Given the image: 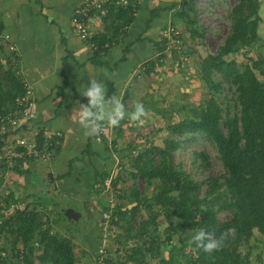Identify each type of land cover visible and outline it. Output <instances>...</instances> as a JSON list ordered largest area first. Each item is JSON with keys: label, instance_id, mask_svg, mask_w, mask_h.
Instances as JSON below:
<instances>
[{"label": "rangeland", "instance_id": "1", "mask_svg": "<svg viewBox=\"0 0 264 264\" xmlns=\"http://www.w3.org/2000/svg\"><path fill=\"white\" fill-rule=\"evenodd\" d=\"M191 2V7L186 9L180 21L172 16L169 18L170 22L165 23L159 37L163 50L156 48V54L150 59L153 62L151 68L146 70L148 68L146 63L144 70L139 68L137 79L133 81L127 94L128 109L132 111L135 102L140 101L145 105L146 115L143 124L129 118L121 122L120 136H117L115 144L121 147H118V152L125 148L127 150L126 156L120 158L115 155L117 157L108 164L111 169L109 175L112 173L111 178L115 176L118 178L113 189L107 178L98 185V194L90 195L93 199L84 197L85 201L80 200V202L51 191L53 188L50 185L45 188L44 183L33 182L32 188L28 186V189L21 184L19 188L17 185H13V188L9 183L2 184L3 178L0 172V189L6 187L8 190L10 186L9 189L22 191L19 195L23 202L32 200L31 202L36 205L39 203L33 201L38 200L43 205L51 203L52 206L38 209L49 216L53 232L60 238L71 241L77 264L84 261V256L91 264L95 261L92 257L99 242L97 235L103 231L104 225L102 212L113 209H110L111 206L108 207L109 204H112V207L120 206L127 212L134 205L136 209L126 219H118L114 216L112 222L117 221V223L109 221V224H106L107 236L104 240L106 264H191V247L192 243L196 244L192 237L197 231L184 230L181 221L172 215H165L159 205H149L153 202L152 196L157 181L131 174L133 170L131 158L136 152L150 146L162 147L163 140L167 137L180 140L178 147L171 152L172 165L198 183L197 193L200 197L204 196L209 178L216 177L222 182L227 173L211 138L199 133L170 135L167 132V126L173 122L184 118H197L200 107L204 106L209 98L214 99L219 105L223 117H232L239 113L237 85L233 75H221L212 71L207 82L202 78L201 73L205 57L216 55L219 47L224 43L230 31L231 9L239 0H192ZM175 4L178 5L176 2ZM258 16L260 19L255 28L256 40L248 46L237 43L233 52L223 56L225 60L234 61L239 69L250 62L249 58L255 60L264 57V0H258ZM220 127L225 131L222 121ZM107 145L109 149L114 146V144L110 146L109 142ZM148 156L153 158L154 163L160 160L157 152ZM116 160L122 167L118 168ZM8 174L9 172L6 176ZM44 179L41 176L40 181L44 182ZM100 180L101 178H98V182ZM32 192L38 199L29 197ZM133 193L138 200L134 198ZM99 196L102 198L96 200ZM227 197V193L221 192L218 202L213 204L217 220L222 221L232 217L233 207L228 205ZM52 201L56 205H53ZM66 207L79 213L76 224L70 223L65 216L56 213ZM142 224H147L148 234L156 237L158 249L154 247L156 244L148 243L145 247H150L149 251L143 249L135 255L131 248L138 240L134 238L125 241L124 238L137 233ZM12 237L13 234L10 232L1 234L0 248L5 250L2 254L9 263L19 264L18 261L9 260L12 255ZM146 237L147 235H144L145 239ZM85 239L86 243L83 245ZM236 247L242 256H247L249 264H264V236L257 230H253L247 238L244 237L237 242ZM133 257L136 262L132 263Z\"/></svg>", "mask_w": 264, "mask_h": 264}, {"label": "trees", "instance_id": "2", "mask_svg": "<svg viewBox=\"0 0 264 264\" xmlns=\"http://www.w3.org/2000/svg\"><path fill=\"white\" fill-rule=\"evenodd\" d=\"M191 1L180 0L173 17L180 21L186 9L191 7ZM139 4L131 6L135 5L137 9ZM118 11L123 13L121 9ZM259 19L258 0H239L231 9L230 31L224 43L216 55L205 57L201 67L202 78L207 82L212 71L233 75L237 85L239 113L223 117L219 105L209 98L200 107L197 118H184L167 126L170 135L199 133L211 138L227 172L223 181L219 182L216 177L209 178L204 196L200 197L197 193L198 183L172 165L171 152L180 144V140L172 137L165 138L162 147H147L131 158L132 176L157 181L153 202L149 205H159L165 215H172L181 221L184 230L203 229L212 239L221 240V246L211 252L192 243L191 264H249L247 256L237 251V242L247 238L253 230L264 236V57L255 60L249 58L250 62L242 69L237 68L234 61L223 59V56L234 51L237 43L248 46L256 40L255 28ZM156 46L163 50L159 40ZM146 65L147 70L153 62L149 59ZM17 68V54L0 45V114L13 109L15 99L23 93L22 77L17 74ZM220 121L225 131L221 129ZM120 129L121 124L112 128L111 145H115ZM126 150H121L118 156H126ZM155 152L160 156L157 163L148 156ZM117 165L118 168L122 167L119 162ZM13 170L20 171V167L15 166ZM109 173L110 170H106L99 174L101 180L98 185L108 178L113 189L118 178L115 175L111 178L112 173ZM95 192H98L97 188ZM221 192L228 194V205L233 207L232 217L222 221L216 219L213 210V204L218 202ZM16 198L9 193L4 201L15 203ZM134 198L138 200L136 196ZM112 208L111 223H117L112 222L114 216L126 219L136 209L135 205L128 212L120 206ZM41 211L36 204L27 203L22 208L14 209L7 217H0V235L5 232L13 234L9 260L21 261V264H76L73 244L51 230L49 216ZM56 213L64 216L62 210ZM147 227V224H142L137 233L124 238L125 241L138 240L131 248L135 255L143 249L149 251L150 247H145L148 243L156 244V237L148 234ZM144 235H147L146 239ZM154 247L158 249L157 244ZM4 251L0 248V264H11L4 258ZM131 261L136 262V259L133 257Z\"/></svg>", "mask_w": 264, "mask_h": 264}, {"label": "crops", "instance_id": "3", "mask_svg": "<svg viewBox=\"0 0 264 264\" xmlns=\"http://www.w3.org/2000/svg\"><path fill=\"white\" fill-rule=\"evenodd\" d=\"M83 2L0 0V34L6 35L7 42L14 46L21 77L33 86L37 124L43 131L60 133L51 161L21 167L20 171L14 170L8 176L3 174L2 184H12L13 188L16 185L19 188L21 184L28 189V186L32 188L33 182L44 183L45 188L50 185L51 191L61 193V196L84 202V197L93 199L90 195L98 194L95 188L98 187L99 174L111 170L108 164L117 157V149L121 147L115 144L109 149L107 145L109 142L112 146V127H105L97 137H89L74 121L72 108L77 102L86 103L77 88L81 83L87 84L89 78L104 81L105 95L121 101L126 109L123 120L127 119L131 111L126 106L127 94L137 79L139 68L144 70V63L156 54L162 28L170 22L169 18L174 16L173 11L178 5L168 0H141L132 15L117 7L105 14H93L88 20L89 39L98 45V49L93 50L78 38L71 25L74 9ZM47 174L51 175L52 183ZM41 176L45 178L44 182L40 181ZM4 188L0 189V194L3 198L9 193L17 197L16 208L32 203V200H21L19 193L22 191L9 189L10 186L8 190ZM29 197L37 196L32 192ZM38 203V208L52 206L51 203ZM106 231L103 225V231L97 235V248L105 243ZM85 243L86 239L83 245ZM96 251L92 257L94 260ZM83 258L85 264L90 263L86 256Z\"/></svg>", "mask_w": 264, "mask_h": 264}, {"label": "built area", "instance_id": "4", "mask_svg": "<svg viewBox=\"0 0 264 264\" xmlns=\"http://www.w3.org/2000/svg\"><path fill=\"white\" fill-rule=\"evenodd\" d=\"M141 0H84L78 5L71 17L74 33L83 42H87L93 50L98 49L95 41L90 40L88 20L93 14H105L109 9L117 7L136 12L135 5ZM179 4L180 0H172ZM130 6V7H129ZM2 47L14 51V46L7 42V36L0 34ZM17 74L22 76L20 69ZM23 93L15 99V107L0 114V172L12 173L15 166H30L37 162H49L56 151L59 132L43 131L36 122V107L33 86L22 78ZM6 177V176H5ZM109 182V179H107ZM1 183V181H0ZM108 186V184H106ZM1 186V185H0ZM7 194V193H6ZM5 198V197H4ZM0 194V217H7L14 209L15 203L4 201ZM112 208V204H109ZM110 208V209H111ZM110 210L102 212L104 230L109 222ZM105 243H101L95 254L96 264H106Z\"/></svg>", "mask_w": 264, "mask_h": 264}, {"label": "clouds", "instance_id": "5", "mask_svg": "<svg viewBox=\"0 0 264 264\" xmlns=\"http://www.w3.org/2000/svg\"><path fill=\"white\" fill-rule=\"evenodd\" d=\"M77 91L86 98V103L77 102L71 111L74 121L85 130L86 136L97 137L105 127L114 128L125 118L126 109L121 101L112 95H105L104 81L89 78L87 84L78 86ZM127 115L130 120L143 124L145 105L140 101L135 102L133 110ZM192 239L206 252L218 249L222 243L220 239L209 238V233L203 229L195 232Z\"/></svg>", "mask_w": 264, "mask_h": 264}, {"label": "water", "instance_id": "6", "mask_svg": "<svg viewBox=\"0 0 264 264\" xmlns=\"http://www.w3.org/2000/svg\"><path fill=\"white\" fill-rule=\"evenodd\" d=\"M47 176L49 177L48 178V180H49V182H51L52 183V180H51V175L49 174H47ZM62 213H63V215L65 216V218L70 222V223H72V224H76L77 222H78V219H79V213L76 211V210H74V209H72V208H69V207H66V208H64L63 210H62Z\"/></svg>", "mask_w": 264, "mask_h": 264}]
</instances>
